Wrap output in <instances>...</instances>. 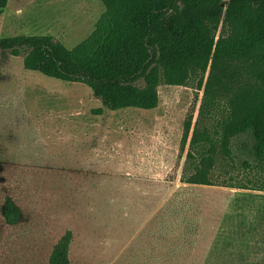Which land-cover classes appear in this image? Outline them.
<instances>
[{"label":"rangeland","instance_id":"374dc122","mask_svg":"<svg viewBox=\"0 0 264 264\" xmlns=\"http://www.w3.org/2000/svg\"><path fill=\"white\" fill-rule=\"evenodd\" d=\"M103 11L99 0H7L0 38L50 36L71 50ZM22 61L0 51V264H47L66 232L70 264H264V194L179 183L190 137L219 117L197 77L160 85L154 110L112 113ZM226 161L217 186L243 179Z\"/></svg>","mask_w":264,"mask_h":264},{"label":"trees","instance_id":"16d2710c","mask_svg":"<svg viewBox=\"0 0 264 264\" xmlns=\"http://www.w3.org/2000/svg\"><path fill=\"white\" fill-rule=\"evenodd\" d=\"M99 1L103 13L73 49L50 36H16L0 38V51L21 56L24 71L84 85L112 113L154 110L160 85L185 87L197 77L219 117L212 132L190 137L179 183L264 194V0ZM189 130L186 123L183 143ZM226 160L243 179L217 186L213 173ZM3 217L19 220L9 199ZM71 242L66 232L47 264H70Z\"/></svg>","mask_w":264,"mask_h":264},{"label":"crops","instance_id":"0c3cea01","mask_svg":"<svg viewBox=\"0 0 264 264\" xmlns=\"http://www.w3.org/2000/svg\"><path fill=\"white\" fill-rule=\"evenodd\" d=\"M233 194H263V193H256V192H250V191H233Z\"/></svg>","mask_w":264,"mask_h":264}]
</instances>
